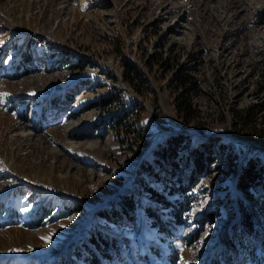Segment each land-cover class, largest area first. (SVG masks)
Wrapping results in <instances>:
<instances>
[{
    "label": "rangeland",
    "instance_id": "374dc122",
    "mask_svg": "<svg viewBox=\"0 0 264 264\" xmlns=\"http://www.w3.org/2000/svg\"><path fill=\"white\" fill-rule=\"evenodd\" d=\"M66 1L0 0V264H264V0Z\"/></svg>",
    "mask_w": 264,
    "mask_h": 264
},
{
    "label": "trees",
    "instance_id": "16d2710c",
    "mask_svg": "<svg viewBox=\"0 0 264 264\" xmlns=\"http://www.w3.org/2000/svg\"><path fill=\"white\" fill-rule=\"evenodd\" d=\"M28 74H25L27 76ZM178 110L180 113V116L183 118V120L186 123H189L191 120L197 118L199 114H197L196 110L194 109L193 105L187 101L183 100L178 106ZM185 142V137L183 135H178L176 137H172L168 139L166 142L163 144L159 145V147L153 152L152 158H155V161L161 162V161H167V160H173L174 156H176L177 153L180 152V150H184L185 148L183 147ZM207 148V149H206ZM204 151L199 150L198 152L196 151L193 154V159H192V166H193V173L203 174L204 172H207L209 169V166L214 164V160L211 158V155L208 151L209 147L206 146L204 148ZM259 174L256 171L255 165L254 164H249L244 168V171L241 175L240 183L243 185L245 188H250L253 187L258 179H259ZM194 180V176L191 178ZM195 181V180H194ZM190 183H192L190 181ZM190 186V184H189ZM188 187L184 189V191H187ZM161 199V197H157ZM180 211V210H179ZM179 211L174 213V217L176 221H182V217L179 214ZM243 223L249 227L251 230L253 229V222L252 220H249L248 218H244ZM247 228V229H249ZM250 230V231H251ZM254 230V229H253ZM93 242L96 244V246L100 249H104L103 245L104 243L101 242L98 238H95Z\"/></svg>",
    "mask_w": 264,
    "mask_h": 264
},
{
    "label": "bare ground",
    "instance_id": "6f19581e",
    "mask_svg": "<svg viewBox=\"0 0 264 264\" xmlns=\"http://www.w3.org/2000/svg\"><path fill=\"white\" fill-rule=\"evenodd\" d=\"M44 4L47 2H49L50 0H41ZM74 0H67L65 3L60 4L57 6V13L58 16L61 17L64 14V11L69 9L71 5H73ZM257 12L262 11V9L260 7H257ZM71 10V9H70ZM69 13V12H68ZM0 15L2 16V18L0 19V25L1 26H5V25H9L12 26V21L11 19H9L8 17H6L4 15V11H0ZM13 31H16L15 29H12ZM4 48L2 46H0V59L2 58L3 54H4ZM106 69H114L113 66L111 65V63L108 64H104ZM3 86V85H2ZM2 86L0 87V106L3 107L6 105V103L8 102V96L9 93L7 91H5ZM36 94V93H35ZM81 123V122H80ZM74 125V124H73ZM76 125V124H75ZM72 126V125H71ZM75 128V127H74ZM77 128V127H76ZM166 134H168V132L164 131V134L162 135V137H164ZM25 137H29V135H26ZM92 145V144H91ZM91 147V146H89ZM5 162V161H3ZM5 164V163H3ZM6 165V164H5ZM7 166V165H6ZM6 168V167H5ZM7 170V169H6ZM10 175V174H9ZM23 182V181H22ZM37 191V190H36ZM34 194V193H33ZM37 194V193H36ZM34 194V195H36ZM44 258V257H42Z\"/></svg>",
    "mask_w": 264,
    "mask_h": 264
}]
</instances>
